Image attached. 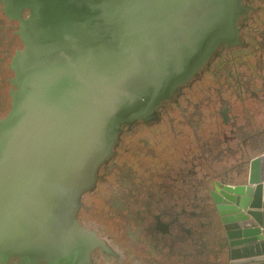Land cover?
<instances>
[{"label":"water","instance_id":"water-1","mask_svg":"<svg viewBox=\"0 0 264 264\" xmlns=\"http://www.w3.org/2000/svg\"><path fill=\"white\" fill-rule=\"evenodd\" d=\"M242 0H0L18 22L0 120V264H83L103 244L76 220L124 128L157 110L221 48ZM225 264H264V153L213 194Z\"/></svg>","mask_w":264,"mask_h":264},{"label":"flooded vegetation","instance_id":"flooded-vegetation-1","mask_svg":"<svg viewBox=\"0 0 264 264\" xmlns=\"http://www.w3.org/2000/svg\"><path fill=\"white\" fill-rule=\"evenodd\" d=\"M241 5L240 44L219 48L161 104L156 121L121 131L76 214L105 248H94L83 264H225L212 195L244 183L248 162L264 153V0ZM17 30L0 4V120L22 47Z\"/></svg>","mask_w":264,"mask_h":264}]
</instances>
